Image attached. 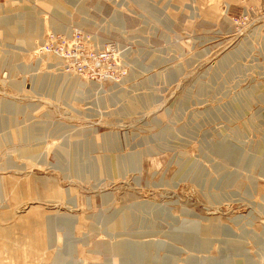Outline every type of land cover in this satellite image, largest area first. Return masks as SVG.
Returning <instances> with one entry per match:
<instances>
[{"label":"rangeland","instance_id":"rangeland-1","mask_svg":"<svg viewBox=\"0 0 264 264\" xmlns=\"http://www.w3.org/2000/svg\"><path fill=\"white\" fill-rule=\"evenodd\" d=\"M74 29L116 79L37 51ZM125 239L151 242L128 264H264V0H0V264Z\"/></svg>","mask_w":264,"mask_h":264},{"label":"built area","instance_id":"built-area-1","mask_svg":"<svg viewBox=\"0 0 264 264\" xmlns=\"http://www.w3.org/2000/svg\"><path fill=\"white\" fill-rule=\"evenodd\" d=\"M91 33L75 29L70 35L48 33L37 51L57 57L60 68L97 82L116 79V69L109 63L110 49L93 44Z\"/></svg>","mask_w":264,"mask_h":264},{"label":"bare ground","instance_id":"bare-ground-1","mask_svg":"<svg viewBox=\"0 0 264 264\" xmlns=\"http://www.w3.org/2000/svg\"><path fill=\"white\" fill-rule=\"evenodd\" d=\"M33 28H35V30H38V36H40L41 33H42L40 26L34 25ZM74 30H72L71 33ZM65 72H67V71H65ZM67 73L75 74L73 72H67ZM75 75L81 76V75H78V74H75ZM81 77L86 78V76H83V75ZM224 228H225V230L228 231L227 227L224 226ZM184 238L185 237H183V239ZM149 245H151V242L141 243L139 241L135 242V241H130V240L125 239L123 241H119L118 243H116L114 245V250H115V254H118L120 256L121 264H128L127 260L130 259V257H132L134 260L138 259L137 261L140 263L141 259H140L139 255H140V253L144 252V248H142V247L144 246L145 248H148L147 246H149ZM240 251L241 250H239L237 252H240ZM244 254H246V252L235 253V252L231 251V252H229L227 254V257L224 260L220 261L218 259H215L216 260L215 261V260H213L211 258H204L201 261V264L203 263V261L205 263L210 262L212 264L215 263V262H216V264H224V262L226 264H246L245 260H247V262H248V257H247V254L246 255H244Z\"/></svg>","mask_w":264,"mask_h":264}]
</instances>
